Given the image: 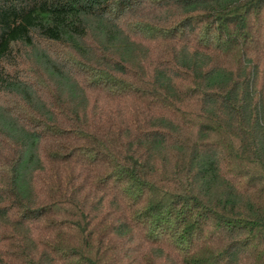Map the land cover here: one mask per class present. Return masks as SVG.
<instances>
[{
  "label": "trees",
  "instance_id": "obj_1",
  "mask_svg": "<svg viewBox=\"0 0 264 264\" xmlns=\"http://www.w3.org/2000/svg\"><path fill=\"white\" fill-rule=\"evenodd\" d=\"M0 264H264V0H0Z\"/></svg>",
  "mask_w": 264,
  "mask_h": 264
}]
</instances>
